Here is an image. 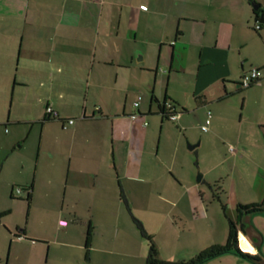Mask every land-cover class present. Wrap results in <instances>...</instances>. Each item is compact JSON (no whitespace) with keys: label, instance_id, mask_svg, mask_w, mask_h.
I'll use <instances>...</instances> for the list:
<instances>
[{"label":"crops","instance_id":"crops-1","mask_svg":"<svg viewBox=\"0 0 264 264\" xmlns=\"http://www.w3.org/2000/svg\"><path fill=\"white\" fill-rule=\"evenodd\" d=\"M252 2L264 10V0H0V233L23 235L15 242L44 264L81 261L97 234L123 237L135 206L164 204L170 231L190 234L205 216L202 183L228 165L245 185L250 157L264 190V27L254 30ZM253 67L261 81L241 88ZM14 202L24 219L7 223Z\"/></svg>","mask_w":264,"mask_h":264},{"label":"rangeland","instance_id":"rangeland-1","mask_svg":"<svg viewBox=\"0 0 264 264\" xmlns=\"http://www.w3.org/2000/svg\"><path fill=\"white\" fill-rule=\"evenodd\" d=\"M248 160L251 166L246 161L245 185L242 182L241 172L238 169L232 172L230 165H228L229 175L221 168L220 172H216L222 173L221 176H217L216 183H202L204 190L202 195L203 204L199 205V214L205 216L203 220L199 217L200 219L198 218L197 221L191 223L190 234L187 231H185V234L181 230L174 233L170 231L169 221L165 216L168 207L164 204H157L154 208L152 206H135V216L134 214L129 215L132 227L122 230L123 237H107V242L104 243L105 238L97 234L92 243L94 247L90 249L87 259L82 254L81 261H78L73 258L74 252H72L65 254L69 258L63 257L65 262L62 264H144L148 251V241L140 233L134 219H137L145 231L152 235L158 247L159 256L166 261H186L193 259L198 252L210 245L223 246L228 233V217L234 218L235 205L239 202L242 204H264V190L260 186V180L262 183V179L257 172L258 166L250 157ZM201 162L202 169L209 167L205 154ZM191 163L196 168L194 170V179H196L199 174L202 175L203 170L197 168L193 160ZM214 185L221 188L214 187ZM14 197L19 198L18 195ZM222 204L225 205L224 211ZM25 206V203L14 202L15 212L11 217L6 215L4 220L7 223H10V220H23ZM174 220L179 225L183 224L178 217ZM243 222L245 223V236L254 245L253 251H245L239 247L245 254H239L235 251L223 252L202 264H264V210L244 216ZM131 231L134 232L133 237L127 235V233H132ZM11 240L10 243L7 230L1 229L0 264H44V262L32 258L34 254L28 248L16 243L14 237ZM80 252L83 253L81 249ZM246 253H249V255L247 256Z\"/></svg>","mask_w":264,"mask_h":264},{"label":"trees","instance_id":"trees-1","mask_svg":"<svg viewBox=\"0 0 264 264\" xmlns=\"http://www.w3.org/2000/svg\"><path fill=\"white\" fill-rule=\"evenodd\" d=\"M254 4L257 5V8L252 11L254 15V22H255L254 30H259L261 27H264V10H262L258 4L256 3ZM256 25H258V27H256ZM258 69L261 70V68H258ZM261 79L262 77L257 79L256 81L251 82L246 87H242L239 81V85L241 88H248L260 82ZM158 112L162 116H165L166 118H168V115L176 113L172 105H170L169 107H166L164 103L159 105ZM217 188H220V187H217ZM28 198L29 196L26 197V199ZM221 206L224 211L225 205L222 204ZM263 210H264V204L262 203H249V204L237 203L235 205L234 218L228 217V233H227L226 241L223 246L210 245L209 247L202 249L200 252H198L193 259H189L186 261L180 260V261H174V262L166 261L159 256L158 247L155 241L153 240L152 235L148 234L145 231L142 224L138 220L134 219V221L136 222L137 226L140 229V233L148 241V251L145 257L144 264H202L206 260L212 257H215L223 252L235 251L236 253H239V254H245L239 249V246H238V232L241 231L242 233H245V223L243 222V218L246 215L262 212ZM13 236L17 237L19 236V233L17 231L14 232ZM90 237H91V230L89 227L86 231V237H85L86 244H88ZM246 255L248 256L249 253H246Z\"/></svg>","mask_w":264,"mask_h":264},{"label":"built area","instance_id":"built-area-1","mask_svg":"<svg viewBox=\"0 0 264 264\" xmlns=\"http://www.w3.org/2000/svg\"><path fill=\"white\" fill-rule=\"evenodd\" d=\"M143 8L145 9V6H143ZM256 27H258V25H256ZM262 77V71L260 70V69H258V68H255V67H253V68H251L250 70H248L247 72H245L242 76H241V79H240V85L242 86V87H246L248 84H250L251 82H253V81H256L257 79H259V78H261ZM133 105L134 106H137L138 105V102L137 101H135L134 103H133ZM171 105V104H170ZM170 105H168V106H166V107H169ZM45 113H46V115L47 116H49L50 118H56L57 117V112L54 110V109H52L50 106H46L45 107ZM132 117H134L135 116V114H132L131 115ZM209 116H210V111L209 110H207V112H206V120H205V123L201 126V129L203 130V131H205L206 129H207V124H208V122H209ZM168 118L170 119V120H175L176 118H177V114L176 113H174V114H170V115H168ZM66 122L68 123V124H71V123H73V119L72 118H70V119H67L66 120ZM6 130V129H5ZM20 188H16V192L17 193H20ZM18 240H20V239H25V237L23 236V235H20L19 234V236H17L16 237ZM33 241V240H32Z\"/></svg>","mask_w":264,"mask_h":264},{"label":"bare ground","instance_id":"bare-ground-1","mask_svg":"<svg viewBox=\"0 0 264 264\" xmlns=\"http://www.w3.org/2000/svg\"><path fill=\"white\" fill-rule=\"evenodd\" d=\"M239 235V246L241 248H246V250H251L250 244L247 242V240L244 238V236L240 233Z\"/></svg>","mask_w":264,"mask_h":264},{"label":"water","instance_id":"water-1","mask_svg":"<svg viewBox=\"0 0 264 264\" xmlns=\"http://www.w3.org/2000/svg\"><path fill=\"white\" fill-rule=\"evenodd\" d=\"M252 5H253L254 9H256V8H257V5H255L254 3H253Z\"/></svg>","mask_w":264,"mask_h":264}]
</instances>
